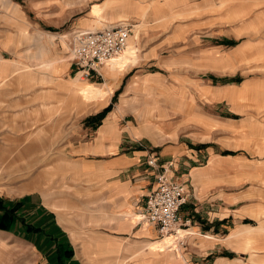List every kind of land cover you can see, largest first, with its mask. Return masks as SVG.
Here are the masks:
<instances>
[{
    "label": "rangeland",
    "instance_id": "obj_1",
    "mask_svg": "<svg viewBox=\"0 0 264 264\" xmlns=\"http://www.w3.org/2000/svg\"><path fill=\"white\" fill-rule=\"evenodd\" d=\"M21 10H25L30 19L44 17L45 29L55 33L66 31L72 22L84 19L83 25L69 29L68 37L78 29H97L119 22L131 24L135 54L122 69L127 70L123 86L114 91L108 103L111 110L117 98H123L122 94L126 95L122 100L130 99L122 114L124 124L130 128L128 139L132 141L121 150L142 148L157 154L164 147L183 142L189 147L207 144L214 150L211 153L241 156L247 165L234 172L239 178H222L217 189L240 195V200L235 202H240L244 208L250 202L256 203L258 212H247L249 217L242 222L252 231L244 234L245 237L251 234L250 239L257 242L252 263L264 264V165L256 166L252 161L264 159V0H0V36L7 44L0 43V47L6 57L27 56L29 62L21 64L27 71L22 73H32V68L45 72V62L40 61L37 47L24 49L23 56L20 49L24 46L15 50L16 41L17 45L25 44L23 37L27 33L19 22L23 16ZM9 30H19L17 38L15 34H5ZM33 31L36 32V28ZM135 31L137 36H134ZM33 34L37 40L39 35ZM11 44L14 47H10ZM33 73L32 81L37 77L40 80L34 84L39 85V99L45 100V76ZM26 79L22 77V85L16 86L22 88L17 91L15 85L12 86L16 80L11 75L0 80V162L4 163L24 147L31 148L27 158L34 161L15 173V178H20L18 181L8 184L5 178L0 180L3 203L0 216L10 222L14 214L9 208L14 207L11 210L16 214L25 211L32 224L44 226L45 199L59 194L63 203L54 209L62 213L60 221L73 230L75 212L78 226L86 222L84 214L88 211L84 205L83 209L80 203L74 204L73 195L78 191L79 176L87 169L86 165L100 157L87 147L102 117L98 118L97 112L91 119L81 120L71 107L45 105V101L26 110L29 104L25 101H12L16 93H25ZM167 91L174 92L189 116L160 101L162 92ZM100 92L98 90L97 94ZM153 98L158 99V108H145V101ZM86 110L83 109V114ZM146 120L162 123L166 132L162 138L152 139L132 132ZM45 129L50 131L48 138ZM256 139H262L263 143L259 142L260 150L252 154L250 146L254 143L256 147ZM204 161L207 157L195 163ZM250 163L255 167L249 166ZM228 165L229 162L224 161L222 169L227 171ZM171 170L169 174L184 184V178H177V173ZM58 175L63 178H56ZM25 178H37L31 182L34 187L21 189ZM25 198L30 199L28 205ZM53 223L58 226L55 214ZM0 227L6 225L0 223ZM58 227L61 229L60 225ZM58 234L64 244H70L68 249L73 253L66 232L62 231L65 239ZM33 240L35 247L12 244L0 238V264H45V242L37 235ZM240 242L244 244L243 240ZM238 244L236 242L237 249H245Z\"/></svg>",
    "mask_w": 264,
    "mask_h": 264
},
{
    "label": "crops",
    "instance_id": "obj_2",
    "mask_svg": "<svg viewBox=\"0 0 264 264\" xmlns=\"http://www.w3.org/2000/svg\"><path fill=\"white\" fill-rule=\"evenodd\" d=\"M21 11L23 16L21 15L22 20L19 22L22 27L25 26L24 30L27 33L23 37L25 44L17 45L16 41L15 50L20 45L24 46L25 48L20 46L22 47L20 56H23L24 49L37 47L40 51V61L45 62V72L32 68V73H22L27 70H24L21 64H27L28 57H6L4 50L0 47V80L11 75L16 80V84L12 86L15 85L17 91L20 87L16 86L22 85V77L27 78L25 93L20 95L16 93L12 101L15 103L25 101L29 104L25 106L26 110L32 109L41 101H45V105L61 104L63 108L71 107L73 112L79 114L81 120L87 117L91 119L108 105L114 91L123 86L127 70H122L124 66L117 67L109 63L97 66L96 70L85 71L71 60L69 54L71 35L68 37L67 34L70 32L69 29L83 25L84 19L72 22L66 31L62 29L61 32L55 33L45 29L44 17L30 19L25 10ZM54 16L58 17L60 14ZM16 22L19 23L17 20ZM34 28L36 32L33 31ZM8 33L15 34L17 38L19 30H9L5 34ZM33 33L39 35L37 40ZM137 35L138 32L135 31L134 36ZM4 39L0 36V43L7 45ZM128 39L132 49L128 57L129 61L135 54V48L132 37L129 36ZM10 47L14 46L11 44ZM33 72L45 76L43 78L40 75L45 79V86H43L45 100L39 99L40 88L39 85L34 84L40 80L37 77L36 81H32ZM147 80L145 77L146 83L151 86ZM98 90L101 92L97 94ZM162 93L163 97L160 101L169 104L170 109L177 108L184 112L186 117L189 116L183 104L174 97V92ZM121 97L126 98V95L122 94ZM123 98H117L115 107L112 105L111 110L102 116L94 130L91 144L87 147L100 157L92 159L86 165L87 169H84V173L79 176L81 182L77 188L78 191L76 190L77 192L73 195L74 204L80 203L81 207L84 205L88 211L84 214L85 224L78 226L76 212L73 230L60 221L62 213L55 211L54 208H60L63 202L62 196L57 194L49 200L45 199L46 223L44 226L32 224V220L25 216V211L16 214L14 210H11L14 207L9 208L14 215L10 218V222L4 220V216H0V223L6 225L4 228L0 227V238L11 241L12 244H29L35 247L33 237L37 235L45 242V248H47L45 264H253L255 259L253 253L256 252L257 242L255 239H250L251 234L249 238L245 237L244 234L252 233V231L246 228L247 223L242 222V219L248 216L247 212L257 213V205L255 202H250L249 206L246 205L244 208L240 202H235L240 200V195L236 196L235 192L217 189L218 183L223 182L222 178H239V176L235 177L234 172L241 171L242 166L247 165L245 160L239 155L211 153L214 150L207 144V146L204 144L189 147L187 143L176 142L160 149L157 154L154 153L157 167L147 165L145 158L150 152L147 149L121 150V148H127L126 145L132 141L131 138L128 139L131 137L130 128L126 126L128 124H124V114H122L126 109L125 104L130 99L128 100L127 97L122 100ZM144 106L148 109L158 108V99L145 101ZM85 108L87 110L83 114L82 111ZM147 111L149 110L146 109ZM160 124L146 120L139 127H134L132 132L135 135L144 134L152 139L162 138L166 132ZM49 134V129H45L46 138ZM261 140H257L256 147L254 143H251L252 154L260 150L257 146L259 142L263 143ZM30 149L24 147L4 163L0 162V180L5 178L4 180L9 184L20 179L15 178V173L28 168L34 162L27 158L31 154ZM204 157H207L206 162L195 163ZM168 160L174 163L172 173H177V178H184L187 194L186 202L181 207V214L190 218V223L184 230L189 232L185 237L184 245L179 248L167 246V241L173 239L172 236L159 237L156 224L141 219L139 214L146 194L154 183L153 173ZM54 161L61 163L64 160ZM224 161L229 162L227 171L222 169ZM252 161H255L256 166L264 165V159L255 158ZM255 165L250 163L249 166L255 167ZM56 178L63 177L58 175ZM25 179H22L25 181L20 185L21 189L29 190L34 187L31 182L37 178ZM25 200V204L28 205L27 202L30 199L25 198ZM2 204L0 201V205ZM53 214L61 229L53 223ZM249 228L252 226L249 225ZM62 231L66 232L68 242L72 243L73 253L68 249L70 244L66 245L60 239L58 233L62 234ZM62 236L65 239L66 235L62 234ZM241 240L244 244L240 242ZM236 242L240 243L238 247L244 246L245 249H237Z\"/></svg>",
    "mask_w": 264,
    "mask_h": 264
},
{
    "label": "built area",
    "instance_id": "obj_3",
    "mask_svg": "<svg viewBox=\"0 0 264 264\" xmlns=\"http://www.w3.org/2000/svg\"><path fill=\"white\" fill-rule=\"evenodd\" d=\"M130 34L131 24L127 22L97 29L75 30L69 41L71 58L85 71L96 70L97 66L109 64L111 59L122 53ZM146 162L151 167H157L153 151L147 156ZM173 166V161L168 160L154 173V183L146 194L139 214L141 219L156 224L159 237L172 236L167 246L179 248L185 243L189 230H184L190 218L181 214L187 194L184 184L169 174Z\"/></svg>",
    "mask_w": 264,
    "mask_h": 264
},
{
    "label": "bare ground",
    "instance_id": "obj_4",
    "mask_svg": "<svg viewBox=\"0 0 264 264\" xmlns=\"http://www.w3.org/2000/svg\"><path fill=\"white\" fill-rule=\"evenodd\" d=\"M131 53H132V49L130 48V40L128 39L127 40V48L124 51H122V53L119 54L117 57L111 59L109 61V63H111L117 67H122L128 61V57H129V55H131ZM3 171H5V170H3Z\"/></svg>",
    "mask_w": 264,
    "mask_h": 264
},
{
    "label": "trees",
    "instance_id": "obj_5",
    "mask_svg": "<svg viewBox=\"0 0 264 264\" xmlns=\"http://www.w3.org/2000/svg\"><path fill=\"white\" fill-rule=\"evenodd\" d=\"M110 109V105L106 106L103 110H101L98 114L97 117L100 118L104 115V113Z\"/></svg>",
    "mask_w": 264,
    "mask_h": 264
}]
</instances>
